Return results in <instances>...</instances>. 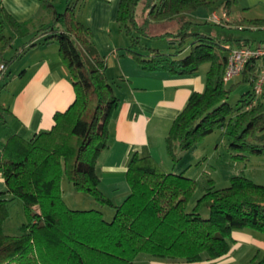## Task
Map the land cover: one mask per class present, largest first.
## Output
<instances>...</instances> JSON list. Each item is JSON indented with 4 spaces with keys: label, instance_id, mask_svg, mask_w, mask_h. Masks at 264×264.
<instances>
[{
    "label": "trees",
    "instance_id": "16d2710c",
    "mask_svg": "<svg viewBox=\"0 0 264 264\" xmlns=\"http://www.w3.org/2000/svg\"><path fill=\"white\" fill-rule=\"evenodd\" d=\"M42 1L53 16L33 38L48 34L44 42L57 43L74 100L66 110L54 113L49 130L27 139L13 135L6 141L0 159L5 185L0 191V264H133L139 253L192 264L228 253L235 229L264 233V184L244 174L231 176L229 185L220 189L210 184L188 209L197 182L184 171H165L151 155L135 153L125 172L129 193L124 199L115 204L101 191L96 162L107 146L108 123L118 98L105 79V58L94 47L88 27L75 15L76 4L69 1L58 12L52 3ZM236 1L119 0L116 21L131 39L127 54L140 68L181 75L208 64L204 90L190 95L167 132L166 149L174 164L180 160L177 147L187 150L216 128L228 135V149L234 156L264 154V102L249 89L231 107L230 89L222 78L228 51L236 43V47L248 45L247 40L194 31L192 26L198 23L185 18L197 9L220 5L229 14ZM2 20L18 33L25 27L0 10ZM172 22L177 24L173 29ZM149 34L166 36L179 48L176 52L148 48L140 36ZM187 40L188 53L179 57ZM10 61L0 62L7 67ZM260 64L248 61L242 82L252 86ZM230 112L234 118H228ZM63 175L76 190L114 209L112 219L106 220L96 209L68 208L62 198ZM5 194L23 204L26 221L17 235L3 228ZM203 208L207 217L201 215ZM250 264H264V251L254 254Z\"/></svg>",
    "mask_w": 264,
    "mask_h": 264
},
{
    "label": "crops",
    "instance_id": "0c3cea01",
    "mask_svg": "<svg viewBox=\"0 0 264 264\" xmlns=\"http://www.w3.org/2000/svg\"><path fill=\"white\" fill-rule=\"evenodd\" d=\"M47 1L56 9L54 0ZM69 1L76 4L77 19L88 27L94 47L105 58V79L118 98V105L108 123L107 146L97 159L96 171L101 191L112 201L120 202L129 193L125 172L133 154L151 155L161 166L167 158L172 162L166 149L167 132L190 95L204 90L208 64L200 66L195 73L181 75L167 70L142 69L127 54L125 49L128 45L119 47V50L115 48L113 35L119 29L116 21L119 0H82V5L79 0H66V3ZM88 3L91 4L90 9L82 11ZM215 8H220L221 12L218 14ZM0 10L16 22L25 24L23 31L18 33L8 23L0 21L3 36V39L0 38V61L11 60L0 84L1 159L9 137L18 135L27 139L35 133L49 130L54 123V113L66 110L73 102L74 90L57 43L44 42L48 34L33 38L41 24L51 21V9L44 6L42 0H0ZM208 10L202 15L197 14L199 9L194 13L207 23H213L209 21V16L216 12L226 21L220 26L231 29L242 26L239 30L249 33L261 30L264 25L250 22H264V0H237L231 5L229 14L224 12L222 5ZM221 38L247 40L250 46L264 44V37L252 40L245 35H231ZM236 44L232 47L238 46ZM3 190L5 185L0 171V191ZM108 190L116 195H110ZM232 235L234 240L250 241L243 233L233 232ZM256 242L261 252L264 241ZM233 247L216 260L203 261L214 262L229 255L232 257Z\"/></svg>",
    "mask_w": 264,
    "mask_h": 264
},
{
    "label": "rangeland",
    "instance_id": "374dc122",
    "mask_svg": "<svg viewBox=\"0 0 264 264\" xmlns=\"http://www.w3.org/2000/svg\"><path fill=\"white\" fill-rule=\"evenodd\" d=\"M82 0H79L80 4ZM72 2V1H71ZM233 3L232 5H234ZM54 5L58 12H62L65 9L66 0H54ZM80 5V6H81ZM79 6V7H80ZM91 4L88 3L87 7H83L82 11L89 10ZM234 7V6H233ZM218 14L221 12L220 8H215ZM210 10L205 8H200L197 12L198 15L202 13H208ZM225 12V11H224ZM200 13V14H199ZM193 12L192 16H186L185 18L191 19L195 23L192 26V30L201 31L205 33H211L213 31L216 37H228V36H247L253 39H258L259 37H264V30L253 31L249 33L247 30H239L237 28L231 29L225 26L215 25L213 23H205L202 17L198 16ZM221 23L225 24V20L221 17ZM50 21V19H49ZM202 21V22H199ZM177 24L172 22L170 27L173 29ZM161 28L160 30H162ZM158 30V31H160ZM6 35L9 34L8 29L5 30ZM212 34V33H211ZM116 50L124 45H130L131 39L126 34L124 30L118 29V33L113 35ZM140 41L143 45L148 48L158 49L160 51H170L176 52L179 48L175 43L172 42L166 36L159 35H142L140 36ZM187 43L182 51L178 53L179 57H182L188 53ZM207 63H202L200 66H205ZM6 72V71H5ZM5 75V74H4ZM4 79V76L1 80ZM1 84V83H0ZM227 89H230L227 102L228 104L235 108L237 101L240 96L251 88L249 83L242 82L241 74L233 76L229 81L225 82ZM235 113L230 112L228 118H234ZM227 118V119H228ZM229 137L225 134L222 128H216L210 134L205 135L202 139L193 143L192 147L187 150H181L177 148V155L180 160L173 164L169 159H165L163 162V168L165 171L181 172L184 171L185 175L193 178L197 182V188L191 201L188 204V209H191L195 200L204 192L205 188L210 184L214 188H223L229 185L230 177L233 175L244 174L245 176L252 179L254 182L264 184V154H249L247 158H238L234 156L233 152L228 149ZM172 163V164H171ZM210 180V181H209ZM211 182V183H210ZM61 189L62 198L66 206L74 210H87L96 209L102 212L103 217L106 220H111L114 215V209L106 205H100L95 200H93L89 195L84 192L76 190L72 182L63 175L61 178ZM110 195H116L114 192H110ZM118 194V193H117ZM3 199L7 201V217L4 220L3 228L7 234L17 235L20 233V226L25 223L26 217L24 214V208L22 201L18 198L10 199L9 194L2 196ZM119 200H113L115 204H119ZM201 215L207 217L208 212L206 208L201 210ZM235 233H243L248 236L247 240H234L232 235V240L230 241L231 248L234 252L232 257L229 255L225 258H221L214 262L203 261L199 263L192 264H250V259L258 252L259 246H257V240L264 241V233L252 230V229H235L232 231ZM256 240V241H255ZM259 245V244H258ZM264 251V249H260ZM170 259H159L154 258L146 253H139L133 264H152L156 262L157 264H191L181 261H168Z\"/></svg>",
    "mask_w": 264,
    "mask_h": 264
},
{
    "label": "built area",
    "instance_id": "2783aa9c",
    "mask_svg": "<svg viewBox=\"0 0 264 264\" xmlns=\"http://www.w3.org/2000/svg\"><path fill=\"white\" fill-rule=\"evenodd\" d=\"M221 17L216 12H212L209 21L220 24ZM242 29V26H238ZM264 29V25L261 26ZM250 60H259L260 68L257 77L252 83L251 92L255 99H261L264 102V44L258 46L244 45L240 47H232L228 51L226 66L223 72V81H229L233 76L241 74L244 66ZM6 71V65L0 62V83Z\"/></svg>",
    "mask_w": 264,
    "mask_h": 264
}]
</instances>
